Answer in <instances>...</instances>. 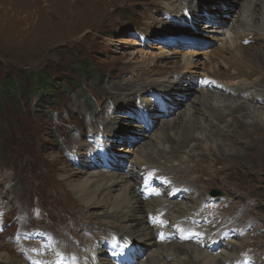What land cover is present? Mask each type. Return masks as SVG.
<instances>
[{
	"label": "rangeland",
	"instance_id": "1",
	"mask_svg": "<svg viewBox=\"0 0 264 264\" xmlns=\"http://www.w3.org/2000/svg\"><path fill=\"white\" fill-rule=\"evenodd\" d=\"M217 1H206L209 7L198 23L175 31L177 28L170 29L165 15L168 14L166 5L172 3L171 0H0V87L7 76L16 77L24 70L43 71L57 80V84L68 78L64 85L68 92L59 95L52 107H37L35 100L15 103L0 99V212L4 217L0 216V222L3 221L0 264H29L32 256V261L36 262L44 253L50 258L56 250H49L51 248L76 252L78 255L67 257L66 262L84 264L87 258L83 256L88 247L94 246L89 254L96 248H104L102 236L106 232L98 230L97 226L95 230L92 224L99 222L94 215L98 212L81 209L79 205L84 204L79 201L77 192L73 193L62 181V176L68 174L64 167L75 171L82 169L84 154L95 148L90 139L93 137L95 141L94 133L102 129L105 122L104 131L111 133L115 119L118 135L115 143L116 148L121 149L115 151L117 159L122 160L120 165L127 167L125 152L133 148L131 143L136 142L142 148L150 145L155 151L162 149L169 155L158 158L155 171L160 178L198 186V192H192L198 202L192 209L196 211H189L185 219L174 221L180 227L178 233L189 234L193 221L202 220L203 214H208L215 228L195 230L194 235L204 232L210 240L215 233L224 231L223 244L215 251L218 254L235 241L234 249L230 246L225 250L231 260L224 264H264V126L255 123L252 117L253 112L264 114V72L255 76L242 72L245 88L241 90L231 84L228 87H233L232 90L224 83L219 84L223 91L211 90L218 97L208 101V106L207 103L199 106L197 102L199 92L206 88L199 87L196 81L191 89L181 83L174 98L183 104L175 108L167 100V105L169 112H174L169 120L181 123L178 136H188L182 148L173 144L154 146L150 136L146 137L145 131L149 134L159 131L169 116L159 110L153 96L147 97L149 106L156 107L158 113L154 114L149 128L144 126L146 111L132 106L134 98L136 104L140 102L138 94L143 88L138 86L134 97L129 95L131 106L121 102V84L130 81L133 84L135 76L139 77L136 80L145 77L146 72L139 70L140 67L155 65L156 70L168 71L178 66L186 67L182 55L187 54L192 57V64L200 67L186 70L212 72L211 60L218 62L215 58H219L221 65V57H229L211 54L219 48L218 43L199 33L221 27L207 19L210 11L219 7L226 12L220 20L229 25L235 23L243 0H222L224 4ZM166 23L169 26H161ZM152 24L163 29H154ZM187 37L192 38V43L187 42ZM244 46L248 48L246 55H253L264 47V41L258 40L251 45L246 42ZM230 61L235 62L232 58ZM83 64L90 70L87 80L79 78V66ZM224 67L218 70L222 76L225 75ZM196 79L202 80L201 77ZM187 108L198 110L185 119ZM135 126L140 128L133 129ZM169 128L172 127L166 130ZM164 136L172 142L180 140L173 137L172 132ZM128 144L129 149H126ZM189 167H194L190 173ZM27 174L40 177V183L31 177L24 180L22 176ZM220 184L225 188L212 191L221 196H200ZM182 200L185 198L174 197L171 202ZM204 204L207 207L200 213L198 210ZM161 213L167 220V213ZM171 230L172 226L163 228L169 235ZM40 233L48 241L52 236L54 240H38ZM159 243L195 245L196 240L177 238ZM38 244L41 245L40 256L34 249ZM22 249H26L21 251L23 258ZM102 250L110 253L107 247ZM146 253L136 249L131 261L147 262ZM108 262L115 263L110 259Z\"/></svg>",
	"mask_w": 264,
	"mask_h": 264
},
{
	"label": "bare ground",
	"instance_id": "2",
	"mask_svg": "<svg viewBox=\"0 0 264 264\" xmlns=\"http://www.w3.org/2000/svg\"><path fill=\"white\" fill-rule=\"evenodd\" d=\"M206 1L210 2L211 0ZM206 1L178 0L173 2L171 0L172 3H168L166 5L168 14H165L167 20L170 23V29L177 28L175 29V31H182L192 26V24L198 23V21L202 19V14L204 12L206 13L209 7V4H207ZM212 1L218 2L217 0ZM224 1L226 2L227 0ZM219 3L224 4L222 0H219ZM64 6L66 7V4ZM210 12V16L207 19H210L213 25L218 24L221 25V27L216 29L214 27H211L209 28L208 32L205 30V33H199V35H204L211 41H215L218 43L219 48L217 49V51L211 53L213 55L215 54V57L217 55L223 56V54L229 55L228 58H226L225 56L224 58L221 57V65L219 64L220 59L215 58L218 62H216V60H211L210 62V65L213 66L211 68L212 72H210V70L194 71V68L188 71L186 70V68H192L193 66H197V68H199L200 66L194 63L192 64V57L184 54L182 55V62L186 67L178 66L177 68L168 71L156 70L155 68H157V66L155 65H146L144 67H140L139 69L145 70L146 75L144 78H142L141 80H136L139 77L137 78L135 76L134 80L136 82H134L133 80V84L131 83L132 81H130L129 83L125 82L124 84H121L123 86V89L121 88V102L127 105H130V100L132 99L129 98V95L131 97H134L136 93L135 91L137 90L136 88H138V86L143 88V90H141V93L138 94L140 98L138 99L140 102L136 104L137 100H135L134 98L132 106L135 105L137 106V109H141L142 111L145 110V118L149 122L153 121L152 119L154 117V114H157L158 111L157 108L153 105L149 106L150 103L148 99L146 100L147 97L153 96V100L158 105L159 110H163L164 113L169 116L165 121V126H163L159 131H153L150 132V134L148 131H145L146 137L150 136V140L154 146L155 144L161 146L173 144L175 146H181L182 148L181 144L188 141V136H178V128L181 123L177 124L176 122H172L171 120H169L170 117L174 115V112H169L167 105V100L168 102H170L171 106H174L175 108L180 107L183 104V101H181L182 103L179 104L177 103L178 99L175 100L174 98L175 94H177L179 90V86L181 85V83L186 84L185 86L188 85L186 88L191 89L194 85L193 82L196 81V84L199 87L206 88V90L202 89L199 92V101L197 102L199 106H202L206 103L208 106V101L212 99L215 100L218 97V95L212 93L211 90L223 91L222 87H216L218 86V84L224 83V85H227L226 87L228 89L232 90L233 87H228L231 84L232 86L239 87V89L241 90L245 88V86L243 85V81L241 80L242 72H246L251 76L262 74L264 72V66H261V64L257 63V60L264 63V47L260 48L259 51L253 55H246L248 48L244 46L246 42H250L251 45L258 40L264 41V0H243L239 15L237 16L235 23H233L232 25H229L223 20H220V16H222V14H226V12L223 11L222 8L219 7L216 9H212ZM167 24L168 23L161 26H169ZM153 27L154 29H163L159 27V25H153ZM164 30H168V28H165ZM191 39V37L186 38L187 42H192ZM183 46L184 45L181 44V47ZM167 57L173 56H169L167 54ZM231 58L235 62L230 61ZM223 67L225 70V75L222 76L219 74L218 70L221 71V68ZM241 68H244L245 70ZM135 70L136 69L131 71L134 72ZM197 77H201L203 81L200 80V82H198V80L196 79ZM206 77H209V79L211 78L212 82L204 80V78ZM234 82H237V85H233ZM213 84H215V86ZM219 101H221L220 98ZM230 106L232 107V105ZM197 110L198 109L196 108H187L184 114L185 119L195 115ZM252 117L256 120L255 123L264 126L263 113L253 112ZM222 120H224L223 116ZM116 125L117 119L114 120L112 131L111 133H109L107 131H104V128L107 126V122H105L103 128L98 129L94 133V136L96 137L94 139L95 141H93V138H91L90 142L92 145L95 144V148L90 151L88 150V152L84 154L86 158L82 160V164L80 166V168H82L83 170L77 169V171H75L73 169H69L68 166V169L64 167V170L68 171V174L62 176V181L65 182L67 187L73 193L77 192L79 201L82 204L88 206L85 207L84 205H79L81 209H88L89 212L91 210L98 212L94 215L97 217L95 218L98 219L99 222L96 224H92L95 225V230L97 229V226L98 230L103 229L106 232L107 235L103 234L102 236L104 237V246L107 247V245H111L110 254L104 252V250H102L103 248H96V251L92 252V254H89L93 250L94 246L88 247L85 255L83 254V257L87 258V262L84 264H109V259L117 262L118 264H126L127 262L131 261L130 252L135 248L143 249L147 252V262L139 264H224L225 261H230L231 255L225 252V250L230 246L232 249H234L235 241L226 245L227 247L223 248L219 254L215 253V251L219 249L222 244L221 236L224 234V231L215 233L213 235L215 237H211L210 240V236H206L205 234L201 236L194 234L185 237L174 236L176 232H178V228L174 225V221H176L177 219H185L189 211H196V209H192L195 208L198 202L197 199H195L196 197L192 195V192H198V186L195 184H191L190 182H187L186 184L174 183V185H171L170 182L159 179L152 170L157 169L156 164H158L159 162V157L166 158L169 155L166 154L167 152L165 150L161 151L162 149L160 151H155L156 148L153 149L150 145H147L146 148H142L138 147V144L136 142L131 143V146L133 145V148L125 152L126 156L124 161L126 162L127 167L120 165L122 160L120 158L117 159L116 155V151L121 150H118L116 148L117 145L115 141L118 137L116 133ZM168 127H172L173 129L169 128L168 130H166V128ZM137 128H140V126H135L133 129ZM169 132H172V136L179 138L180 140L172 142V138V141H170L167 139L168 137H163V135H166V133ZM190 142H192V140ZM128 147L129 144L126 149ZM87 158H91V160H87ZM144 162L149 163L145 164ZM165 163H168V161H166ZM99 168L100 170H98ZM174 169L175 168H171V170ZM193 169L194 167H189L188 172L190 173V171ZM109 171H112L114 173L109 174ZM28 177V175L22 176L24 180H26ZM155 185L161 186L165 189V192H161L162 196H160L159 199H154L155 197L153 194L158 192L156 190H152ZM224 188L225 187L220 184V187L211 188L207 193H202L200 196H202L203 198H205L206 196L211 197L210 192H212V190H222ZM63 191L70 196L68 192H66L65 190ZM177 192H189V194L185 193V200H182L180 203L171 202L172 197H174ZM206 201L207 200L205 199L202 202L206 203ZM206 207L207 204H204L199 208L198 211L200 213H203ZM161 212L167 213L166 218L167 220H169V222H171V226L174 227V234L169 235L164 232L159 233L156 228L152 227V224H154L155 221L157 223V226H164V222L160 221L158 218L153 217L152 215ZM203 217L204 218L200 222H194L192 228L197 231H203L207 228L211 230L214 229L215 226L212 225L213 222H210L211 216L208 214H203ZM170 238L174 241H176L177 238L181 240L186 239L185 241H191L192 238H194L196 240V243L195 245L159 243V241H166ZM58 250L59 253L53 254L50 260L47 257L46 253H44L41 259L38 260L40 263L37 264H45L46 261H50L51 264H67L65 262L66 259L64 258V256L71 257L74 254L78 255L76 252L68 253L60 248H58ZM20 253L23 258L24 253ZM98 253H100V255ZM1 258L2 257H0V259ZM236 260L238 259H234V261ZM134 261L135 260L133 259L131 261V264H133Z\"/></svg>",
	"mask_w": 264,
	"mask_h": 264
},
{
	"label": "trees",
	"instance_id": "3",
	"mask_svg": "<svg viewBox=\"0 0 264 264\" xmlns=\"http://www.w3.org/2000/svg\"><path fill=\"white\" fill-rule=\"evenodd\" d=\"M79 66V78L87 80L90 78L89 67ZM68 81V78H66ZM65 79L59 81L43 71H22L16 77L7 76L0 87V99L6 98L15 103L25 100H35L37 107H52L58 100L59 95L68 92L65 88ZM60 93V94H59ZM28 175V174H27ZM34 182H40V177L28 175Z\"/></svg>",
	"mask_w": 264,
	"mask_h": 264
},
{
	"label": "water",
	"instance_id": "4",
	"mask_svg": "<svg viewBox=\"0 0 264 264\" xmlns=\"http://www.w3.org/2000/svg\"><path fill=\"white\" fill-rule=\"evenodd\" d=\"M212 195L213 196H220L221 194L219 192H217V191H214V192H212Z\"/></svg>",
	"mask_w": 264,
	"mask_h": 264
}]
</instances>
